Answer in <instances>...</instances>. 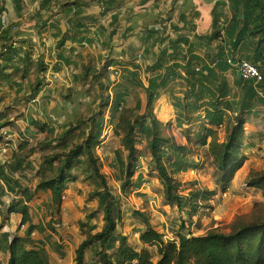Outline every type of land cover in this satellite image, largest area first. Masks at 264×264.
<instances>
[{
    "label": "trees",
    "instance_id": "trees-1",
    "mask_svg": "<svg viewBox=\"0 0 264 264\" xmlns=\"http://www.w3.org/2000/svg\"><path fill=\"white\" fill-rule=\"evenodd\" d=\"M224 1L228 13H219L218 6L214 5L202 23L207 33L194 35L192 43L183 36L172 39L156 32L145 37L148 41L154 38L161 47L147 69L150 74L147 84L143 85L137 74L128 71L126 79L128 83L133 79L145 93L142 115L138 114L141 108L139 101L134 108H129L122 107L121 101L116 103L109 98L107 90L111 82L107 77L104 79L106 83L92 93L87 118L81 117L76 110L67 111L66 105L68 109L71 104L79 106L75 105L79 98L74 100L70 91L61 98L59 106L63 110L59 112L56 108L49 115L57 125L66 120L62 123L65 131L61 136L48 137L52 124L46 122L40 126L33 120L31 128L42 136L46 135L31 144L30 140L34 138L32 130L22 132L15 123H10L0 114V143L6 130L15 131L18 135L10 159L0 164V207L4 208L0 214L3 213L4 220L17 215L19 227L25 226L22 236L15 235L9 240L7 235H1L0 253L6 254V264H49L47 248L52 244L55 229L51 221L46 225L33 223L29 203L39 193H50L53 214L59 213L64 192L69 183L79 179L81 168L84 180L94 187L91 195L97 200L103 225L95 232V225L89 223L93 213L87 216L85 223L79 224L85 238L75 250L74 264H264V222L240 224L228 233L216 230H210L203 236L174 233L172 240L164 241L163 234L155 230L139 211H135L133 215L140 216L146 227L138 233L140 248L130 245L127 238L117 232L122 222L120 202L112 195L96 154V148L101 144L104 116L108 112L110 120L113 119V135L119 139L120 148L125 152L124 158L120 152L115 153L122 198H127L128 189H141L144 183L140 173L135 182L133 178L141 158H146L148 173L157 180L164 206L176 207L187 218L197 215L201 208H209L208 202L216 191L189 189L185 195L182 183L175 176L198 169L201 164L198 161L192 165L186 161L188 156H192V151L186 146L176 145L166 134L168 124L159 121L154 113L160 96L158 92H166L173 81H178L182 92L171 94L169 98L176 129L194 147L207 148L211 164L220 175L221 193L227 191L247 159L243 151L244 127L251 117L261 114L259 109L264 107V0ZM48 3L44 2L43 6ZM86 6L85 0H74L75 8L85 9ZM108 12L109 8L102 4L100 17ZM85 18L74 24L71 31L84 32ZM28 31L17 26L14 35L9 39L3 38L5 51L0 49V91L32 79L30 94L23 97V103H28L46 86L40 76H44L48 69L41 55L35 56V35ZM70 38L65 32L55 45L57 63L53 68L56 72L61 71V63L66 61L65 56L59 53ZM198 45L204 48L202 55ZM228 60H246L255 64L262 80L255 84L237 78L236 70ZM132 63H123V68L128 69ZM112 66L113 63L109 62L105 68ZM88 68L87 64L84 65L82 75L74 76L68 89L80 83L79 92H87V88L96 81V76L89 77ZM229 74L233 76V88L236 90H232L227 80ZM125 90L117 87L113 94ZM81 94L78 93L79 96ZM222 128L226 139L219 142L218 131ZM138 145L143 147L138 149ZM36 151L39 160L31 161ZM17 174L21 177L30 174L35 185L22 187L15 177ZM245 184L248 188L260 190L264 198V171L249 173ZM7 193L12 198L5 202L3 199ZM47 230L49 233L43 235ZM35 232L43 235L42 239L34 240L32 235ZM52 249L64 257L60 244L55 243ZM86 256L92 263L85 262Z\"/></svg>",
    "mask_w": 264,
    "mask_h": 264
},
{
    "label": "rangeland",
    "instance_id": "rangeland-1",
    "mask_svg": "<svg viewBox=\"0 0 264 264\" xmlns=\"http://www.w3.org/2000/svg\"><path fill=\"white\" fill-rule=\"evenodd\" d=\"M35 26L36 28H38L39 32L41 29L40 25ZM100 48L103 49L102 47ZM39 50L41 51V46L38 47L37 52ZM54 50H56L55 47ZM120 55L121 53L117 51L109 52L107 50L105 52H103V50L96 51V54L91 57H86L84 53L80 54V52L77 55L73 54V56L70 58L71 64L70 68L68 69V80L71 79L72 81V77L76 75L81 76L84 65H86L83 62L87 61V67L89 66L87 73L89 77H92L93 75L96 76V81L95 83L91 84L89 88H87V92H79L80 83H77L76 85L73 84V86L69 89L65 88V86L61 84H56V88H58V96L60 99H57L55 96L51 98V101L54 102V105L59 102L54 109L57 108L59 112L63 110L62 107L59 106L60 101H62L61 98L65 96L68 91H70L72 97H74V100L79 98L78 103L77 101L75 103V105L78 104L79 106L76 107L74 106V104H71L69 105L70 108L68 109V105H66L67 111L69 110V112H71L72 110H76V112L81 115V117H89L90 102L92 101L93 97L92 93H96V88L106 83L104 79L107 77V81L111 82V86H109L107 90V93L110 95L109 98H111V100L113 99V101H115L116 103L121 101L122 107L129 108H134L136 102L139 101L141 108L139 109L138 114L142 115L145 109V93L141 87L136 86V82L133 79L130 80L129 83L126 81V79L128 78L127 71L129 73L137 74V78L143 83V85H146L148 76L150 75L147 69L152 63L154 56H150V53L146 52L141 53L142 61L138 60L140 62L136 63L134 60L136 56H134V52L132 50L128 52L127 59L123 54L121 55L123 59L119 60L118 57ZM125 60L126 62H124ZM132 61L133 63L128 69L123 68V63L126 65L127 63H130ZM109 62L113 63V66L110 68V70L108 68H105ZM100 66L102 68H100ZM114 67H117V70L119 71L118 77H115L112 72V69ZM227 80L229 81L232 90H236L235 88H233V76L229 74L227 76ZM31 83L32 79L30 78V81L28 82H18L12 88H5V90L1 89L0 114L4 115L6 119L10 121V123H15V126L19 129H23L25 127L26 130H32V136L34 138L30 141L31 144H34L40 141L42 137H45L46 134H44L43 136L40 135L39 133L34 131V129L31 128L29 123V126H27V124L24 125L25 123H27L26 121L24 122V124L22 123V120L24 121L26 119V115L24 112L27 108V103H23V97L29 95ZM179 84L180 83L178 81H173L172 84L169 85L166 92L163 93L162 91H159L158 95L165 93H168L169 96L178 95L179 92H182V85ZM117 87H121V89L126 88L127 90L117 95H114L113 91ZM18 90L20 92H17ZM78 93L82 94L79 96ZM85 93L87 95H85ZM51 106L52 105L49 102L46 107ZM31 110L34 114L35 123H38L40 126L46 122L52 124L50 134H47L48 137L55 138L57 136H61L64 133L65 130L63 128L62 123H65L66 120L64 119L63 121H61V124L59 125L55 124L49 118L50 114L48 113L52 112L51 109L44 110L48 113L41 110L42 114L36 113L35 108H31ZM115 110L116 108L114 109V111ZM111 113H113V111H111ZM155 116L157 119L158 117L160 119H165L164 115L159 116L155 113ZM260 116L261 115L251 117L248 125L254 124V122ZM104 117L105 122L103 124L101 144L96 148V154L100 159L102 168L101 172L106 178L108 187L112 195L117 198L120 202V207L122 211V222L118 225L117 232L120 234H126L132 244H135L136 240L138 239V236H135V234L143 231L146 227L140 216L133 215V212L135 211L140 212L141 208L144 210V212L140 213L149 222V224L153 228H155V230H157L159 233L163 232L164 234L166 233L165 230H167V233L171 234V237L175 235L174 233H183L192 236H203L210 230L228 233L234 226H239L240 224L264 222V198L262 196V192L260 190L248 188L245 184L249 173L264 171V144L259 143L258 147H256L253 152H251L250 150H246L247 147H245L243 151L247 153V161L244 162L242 168L235 174V180L233 179V188H231L232 183H230L229 188L224 194H222L220 190V175L211 164V159L208 155L207 148H192L191 144H188L192 148V150L190 151H192L193 154L192 156H188L186 161L191 163L192 165L197 164L199 161L201 167L195 170H190L186 173H180L175 175L176 178L182 183L183 193L186 195L189 189H209L216 191V194L213 198H211V201L208 202L209 208H201L198 210L197 215L193 216L192 218H187L185 213L181 214L177 211V209L173 212V214H167V212L163 210L162 192L157 183V180L155 179V176L149 175L148 173V159L146 158H141L140 166L138 167L137 172L133 178V181L135 182L136 177L140 173L143 178L142 183H144L141 189H128V191L126 192L127 198H122L120 196L119 185L121 182L118 181L119 171L116 168L117 161L115 158V153L116 151L120 152V154L124 158L125 152L120 148L119 139L113 135V119L110 120V113L107 112ZM12 132L14 133V136L12 137L17 138V133L15 131ZM244 133H246L245 140L247 141L249 137V129L247 128V125L244 127ZM166 134L171 138L174 143L177 142L176 138H174L173 136L175 135L179 138V133L177 130H173L171 126H169V124L166 129ZM2 136L4 138L3 142H7V139L5 138L9 136L5 133ZM224 139H226V133L225 129L222 128L218 131V141L223 142ZM261 140H263V138H261L260 141ZM14 143L16 146L17 139ZM184 144L186 145V142H184ZM142 147L143 145H138L137 148L141 149ZM6 155V160L10 159L11 152H7ZM37 160H39V153L36 151L35 154L31 157V161L37 162ZM15 177H18L20 185L22 187L32 188L35 185V181L31 178L30 174H25V177H21L17 174L15 175ZM84 178L85 175L82 173L81 168L79 170V179L75 183L68 184V187L64 192L63 200L60 207H62L64 203L74 205L75 210L82 215V223H85L87 220V216L93 213L94 215L91 219V222L89 223L90 225H95L96 232L100 230L103 225L102 213L98 208L97 200L91 195L93 193L94 187L91 184L87 183ZM191 183L193 184V186H191ZM142 189L143 191L148 189V192H140ZM11 198V194L7 193L6 198H4L3 201L7 202ZM151 201L158 207L156 209V207L154 206L155 212L160 211L166 223H162L159 221V219H156L154 216H151L152 211L149 207ZM29 206L33 223H43L45 225L47 223H50V221L51 225L53 223L55 233L52 237V244H49V247L47 248L49 250V253L56 254L55 252H53L52 249V245L56 243V240H65L68 243L65 244V246L68 248L67 251H73L75 254L74 247L78 242V237H74V233H68V235H66L63 233L62 230L56 231V229L58 230L59 228L63 227L61 225V222L64 221V217L60 215L61 208L59 210V213L53 214L54 209L51 204L50 193H39L35 197V199L31 203H29ZM0 210L4 211V208L0 207ZM65 221L63 222V224L64 227H66L68 230H70V226L76 223L74 221L70 222L69 219ZM19 222V216L11 215L8 220H4L3 213H1L0 236L2 235V229L5 230V235H7L8 237L15 235L22 236L25 230V226L19 227ZM48 233L49 231L47 230L43 235H47ZM78 234L79 236H82L81 238H85V236L81 234L80 230H78ZM43 235H40L35 232L32 235V238L34 240H39L42 239ZM167 236L169 235L167 234ZM56 255L60 256V254ZM87 255H89V253H87Z\"/></svg>",
    "mask_w": 264,
    "mask_h": 264
},
{
    "label": "crops",
    "instance_id": "crops-1",
    "mask_svg": "<svg viewBox=\"0 0 264 264\" xmlns=\"http://www.w3.org/2000/svg\"><path fill=\"white\" fill-rule=\"evenodd\" d=\"M46 1H49V3L43 6ZM85 1L87 2V8L77 9L74 7V0H0V25L6 24L7 27L4 38L9 39L12 35H14L11 28L16 25L19 28L22 27L29 29L28 32H32V34L35 35L34 40L35 45L37 46L35 50H38L40 43L44 39L51 45L50 50L54 51V47L61 39L62 34L68 32L71 38L65 42L63 49L59 54H62L66 58V61L61 63L63 65H61V71H63L61 73H67L69 76L68 69L70 68V58L73 54L77 55L80 52V54L84 53L86 57H91L96 54V51L103 50V52H105L107 50L109 52L117 51L121 53V55L124 54L127 59L128 52L132 50L134 52V56H136L134 60L138 63L142 61L141 53H150V56L153 55L155 58L161 48L154 42V38L149 41L145 38L146 36L151 35V32H156L159 35H168L172 39L176 36H183L192 43L194 41V35H205L207 33L203 28L202 23L205 22L211 10L214 8V5L218 6L217 11L219 13L223 15L228 13V8L225 6L224 0ZM102 4L106 5V8H109V12L105 14V16L100 17V6ZM85 17H88L90 22ZM83 18L87 20L83 23L84 29L86 30H84V32L71 31L73 25ZM35 25H40L41 29L39 32ZM197 47L199 54L202 55L204 48L200 45ZM36 53L37 51L35 52V56L37 55ZM38 54L40 55V53ZM41 57H44L42 53ZM67 62L69 64H67ZM83 63L87 64V61H84ZM101 66L100 68L103 67ZM235 74L237 76V72H235ZM69 80L71 85L72 81L71 79ZM56 84L61 83L58 82L54 84L55 86L52 85L53 87L47 86L43 88L44 90L42 91L39 105L27 103V108L24 112L26 119L24 121L22 120L23 124L25 121L27 123L24 125L27 124V126H29V124L35 119L31 108H35V112L38 114H42L41 110L44 111L45 109H51L52 112L54 111L55 106L59 102L54 105L51 98L55 96L57 99H60ZM70 85L68 87H70ZM68 87L65 86V88ZM169 98L170 96L168 93L161 94L156 101L154 112L159 116L164 115L165 119H160L158 117L159 121L162 123H168L173 130H177L173 122L174 111ZM49 102L52 106L46 107ZM259 110L261 113L259 115L261 116L254 122V124L247 125V128L249 129V137L247 141L245 140L246 133L244 134V144L245 147H247L246 150H250L251 152L258 147L259 143L264 144V107ZM44 112L48 113L47 111ZM48 114H51V112ZM50 129H52V127H50ZM20 130L23 132L26 128L24 127ZM4 133L9 137L5 138L7 139V142L4 141L0 143V164L6 161V154L7 152L9 153L12 151L15 146L14 142L17 139L16 137H12L14 136V133L10 130H6ZM178 135L180 139L177 138V142H175V144L178 146H186L189 150H192L194 146L191 145V148L188 145L190 143L180 134ZM261 138H263V140L260 141ZM184 142H186V145ZM244 154L247 157V153L244 152ZM234 180L231 182V188L234 186ZM140 192L146 193L148 192V189L145 191L142 189ZM150 203L149 207L152 211L151 216L159 219L162 223H166L160 211L155 212L154 206L156 209L158 208L156 204L152 201ZM162 208L167 212V214H173V212L177 209L176 207L164 205H162ZM140 212H144V210L141 208ZM60 215L64 217V221L69 219L70 222H76L74 225L70 226V230L64 227V221L61 222L63 227L58 230L56 229V231L62 230L66 235H68V233H74V237H78V242L74 247V250H76L79 244L83 241V238H81L82 236H79L78 234V224L83 222L82 215L75 210L74 205L68 203H64L62 205ZM165 232L167 233V230H165ZM138 233H136L135 236H138ZM1 234H6L4 229H2ZM123 235L127 237V242L129 244L140 248L138 239L135 244H132L129 237L126 234ZM12 237L13 236H9L8 239L10 240ZM56 243L62 246V252L65 255L64 257H60L54 253H49L48 250L49 264H74L75 254L73 251H67L68 248L65 246V244H68L67 241L56 240ZM6 261V254L0 253L1 264H6ZM85 262L92 263L91 260H88L87 256L85 258Z\"/></svg>",
    "mask_w": 264,
    "mask_h": 264
},
{
    "label": "built area",
    "instance_id": "built-area-1",
    "mask_svg": "<svg viewBox=\"0 0 264 264\" xmlns=\"http://www.w3.org/2000/svg\"><path fill=\"white\" fill-rule=\"evenodd\" d=\"M6 30H7L6 24H1L0 25V49L2 51H5V47L3 46L4 45L3 38H4V34H5ZM11 31L16 32L17 26L14 25L11 28ZM6 45L9 46V43H7ZM40 46H41V51L39 50V53H40V55H41V53L44 55V57L42 58L43 63L45 65H47V67H48L45 75L40 76V79L42 80V82L46 84L45 87L52 86L58 82L65 85L66 87H68L70 85V80H68V74L67 73H64V74L61 73L63 71L56 72L53 68L54 64L57 63V60L54 58V55H55L54 51L50 50L51 45L43 39L42 42L40 43ZM118 59L122 60L123 57L120 55L118 57ZM228 63L236 70L237 73L240 74L241 79H243L245 81H252L255 84L262 80V76H261L260 72L258 71V68L255 64H253L249 61H246V60L235 61V62H233L232 60H228ZM110 68L111 67H109L108 69L110 70ZM112 72H113L115 77L119 76V71L117 70V67H114L112 69ZM43 88L37 93V95H35L33 98H30L28 104L39 105L40 97L42 95V91L44 90ZM162 234H163V240L164 241L172 240V237L170 236L169 233H165V234L162 233ZM167 234L169 236H167Z\"/></svg>",
    "mask_w": 264,
    "mask_h": 264
},
{
    "label": "water",
    "instance_id": "water-1",
    "mask_svg": "<svg viewBox=\"0 0 264 264\" xmlns=\"http://www.w3.org/2000/svg\"><path fill=\"white\" fill-rule=\"evenodd\" d=\"M237 78H240V74L239 73H237Z\"/></svg>",
    "mask_w": 264,
    "mask_h": 264
}]
</instances>
